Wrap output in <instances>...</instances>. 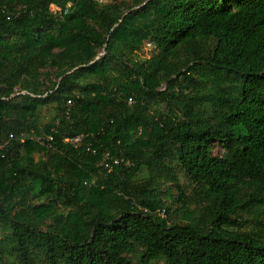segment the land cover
I'll list each match as a JSON object with an SVG mask.
<instances>
[{"label":"trees","instance_id":"trees-1","mask_svg":"<svg viewBox=\"0 0 264 264\" xmlns=\"http://www.w3.org/2000/svg\"><path fill=\"white\" fill-rule=\"evenodd\" d=\"M0 264H264V0H0Z\"/></svg>","mask_w":264,"mask_h":264},{"label":"built area","instance_id":"built-area-1","mask_svg":"<svg viewBox=\"0 0 264 264\" xmlns=\"http://www.w3.org/2000/svg\"><path fill=\"white\" fill-rule=\"evenodd\" d=\"M133 101V99L132 98H130V103ZM12 137V136H11ZM82 136H77V137H75V138H70V139H66V141H70V142H72V143H74V145L77 147V146H79V144L82 142ZM48 141H52V137H50V138H48ZM124 161V159H118V158H115L114 160H113V162L112 163H109V164H107V167L110 169V170H112L113 169V165L114 164H120L121 162H123ZM114 163V164H113Z\"/></svg>","mask_w":264,"mask_h":264},{"label":"rangeland","instance_id":"rangeland-1","mask_svg":"<svg viewBox=\"0 0 264 264\" xmlns=\"http://www.w3.org/2000/svg\"><path fill=\"white\" fill-rule=\"evenodd\" d=\"M152 48L150 49V46L148 45V46H146V48L145 49H143V56H145V57H149L150 55H151V53H152ZM223 147H222V145L221 144H216V146H215V154H217V155H220V154H222L223 153ZM169 204H170V202H169ZM162 214V216L163 217H167V215L165 214V213H161ZM134 259H137V257H135L134 255L132 256Z\"/></svg>","mask_w":264,"mask_h":264}]
</instances>
